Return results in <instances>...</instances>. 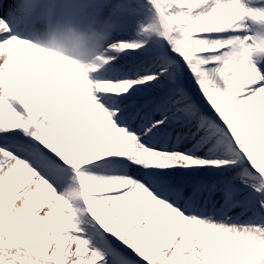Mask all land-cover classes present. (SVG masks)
<instances>
[{"label": "snow or ice", "instance_id": "1", "mask_svg": "<svg viewBox=\"0 0 264 264\" xmlns=\"http://www.w3.org/2000/svg\"><path fill=\"white\" fill-rule=\"evenodd\" d=\"M0 264H264V0H0Z\"/></svg>", "mask_w": 264, "mask_h": 264}]
</instances>
